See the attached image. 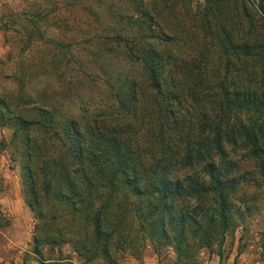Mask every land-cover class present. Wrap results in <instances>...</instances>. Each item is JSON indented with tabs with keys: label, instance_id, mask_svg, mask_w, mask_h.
<instances>
[{
	"label": "rangeland",
	"instance_id": "obj_1",
	"mask_svg": "<svg viewBox=\"0 0 264 264\" xmlns=\"http://www.w3.org/2000/svg\"><path fill=\"white\" fill-rule=\"evenodd\" d=\"M257 2L0 0V263L264 264V58L243 54L239 60L230 48L231 42L264 36ZM132 39L184 57L181 64L187 67L178 75L188 94L181 125L186 132L202 124L199 112L218 115L215 120L227 130H237L247 118L263 124L258 153L239 137L224 140L225 156L238 164L239 181L226 195L229 224L208 244L188 235L187 245L179 248L170 228L165 235L161 226L154 232L141 227L133 208L144 199L117 185H101L109 176L98 173L99 163L88 165L96 173L91 184L85 181L59 138L73 118L99 151L109 141L96 138L87 122L100 115L97 123L108 127L101 131L137 159L159 152L158 129L174 134V125L158 110L165 103L156 102L161 95L145 91L130 113L119 101L128 97L125 80L140 81L145 74L130 48ZM201 79L213 85L207 90L215 92L214 103L197 96ZM240 80L263 104L237 103ZM34 142L42 148L32 151L31 160ZM45 154L61 158L67 177L54 175L60 164L47 162ZM83 189L91 190V210L98 205L92 211L106 206L108 223L96 225L89 218L94 215L79 205L75 193Z\"/></svg>",
	"mask_w": 264,
	"mask_h": 264
},
{
	"label": "trees",
	"instance_id": "obj_2",
	"mask_svg": "<svg viewBox=\"0 0 264 264\" xmlns=\"http://www.w3.org/2000/svg\"><path fill=\"white\" fill-rule=\"evenodd\" d=\"M257 1L260 12L264 13V0ZM243 7L246 11L245 3ZM249 39L231 42L232 52L239 60H242L241 55L243 54L264 58V36L254 38V41H249ZM130 48L134 56L142 62L145 74L141 76L140 81L136 78L125 80L123 90L128 97L119 99L121 105L126 107L125 112L130 113L133 109L135 112L138 108V101L145 91L154 96L161 95L160 100L156 102L159 103L161 99H164L165 103L162 106L158 105V110L167 124L174 125L171 126L174 134L170 129L168 133L158 129L156 133L160 139L159 152L145 158L137 155V159L130 156L132 153L130 149L127 148V151L122 149L123 147L115 136L105 133L108 127L104 123H97L102 117L100 115H95L92 121L87 122V126L94 127L92 132L97 130L94 132L97 133L96 138L102 141L107 139L110 145L99 148V151L94 149L92 145L94 140H91L93 138H89L88 134L80 129L78 121L73 118L67 120V126L59 138L64 137L62 142L66 144L69 151L67 153L70 154V158L78 161L79 171L85 181L91 184V176L96 173L88 165L99 163L97 164L98 173L103 174L102 171H104L109 176L101 181V185H105L106 182L109 185H117L136 194L137 198L144 199L143 205L134 204L133 208V216L136 217L141 227L146 226L150 232H154L155 226L158 225L161 226L165 235L170 228L173 232L172 238L178 243L179 248L187 245L188 235L197 237L202 243L208 244L216 239L219 233H222L224 226L229 224L231 211L226 195L228 191L235 189L239 181L238 175H235L238 164L235 159L225 156L224 140L233 138V141H236L239 137L243 145L250 146L248 149L252 148L254 153H258L257 149L260 146L258 129L262 128L263 124L260 119L247 118L239 121L237 130L233 128L227 130L221 128L220 121L215 120L218 119V115L211 117L210 114L199 112L197 121L202 124L196 126L193 131L186 132L181 125L185 122L182 108L184 101L188 99V94L181 83L182 75H178L187 67L182 65L184 57L164 53L151 43H142L139 40L132 39ZM196 85L200 87L197 92L199 98L203 97L211 103L216 101L215 92L209 93L207 90V87L213 86L211 83L207 85L205 80L201 79ZM242 88L244 92L240 91ZM253 91L246 82L243 83L240 80L238 89L235 90L237 103L239 105L254 104L257 107L263 104V100L257 99L256 92ZM207 95L209 97H206ZM132 104L133 107L130 108ZM20 120L29 126L36 124V121L27 120L25 117H20ZM101 125L104 129L99 128ZM90 130L89 128L88 131ZM27 138L31 140L29 134ZM29 146V158L31 159L32 151L37 153L42 148V144L34 142L33 146L30 144ZM102 156L104 160L100 158ZM44 157L47 162L49 159L60 164V168L56 167L54 171L56 177H67L69 168L62 164L60 157L54 154H45ZM180 171L184 174H175ZM90 191L83 189L75 193L79 198V205L81 204L86 213L94 215L93 218H89L93 219L96 225L108 223L107 215L110 212H106L105 205L100 206L98 211L94 212L92 210L97 209L96 206H98L94 203L91 210ZM73 192L74 190L71 189L70 193L73 194ZM207 195H211L209 201L205 199ZM178 204L182 208L177 209Z\"/></svg>",
	"mask_w": 264,
	"mask_h": 264
},
{
	"label": "water",
	"instance_id": "obj_3",
	"mask_svg": "<svg viewBox=\"0 0 264 264\" xmlns=\"http://www.w3.org/2000/svg\"><path fill=\"white\" fill-rule=\"evenodd\" d=\"M0 264H2V263H0Z\"/></svg>",
	"mask_w": 264,
	"mask_h": 264
}]
</instances>
